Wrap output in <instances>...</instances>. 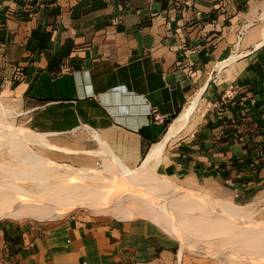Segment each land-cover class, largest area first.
Listing matches in <instances>:
<instances>
[{
    "label": "crops",
    "instance_id": "crops-1",
    "mask_svg": "<svg viewBox=\"0 0 264 264\" xmlns=\"http://www.w3.org/2000/svg\"><path fill=\"white\" fill-rule=\"evenodd\" d=\"M263 30L264 0H0V102L59 159L136 168L205 88L165 173L234 205L264 198ZM180 250L145 216L0 220V264H216Z\"/></svg>",
    "mask_w": 264,
    "mask_h": 264
},
{
    "label": "bare ground",
    "instance_id": "bare-ground-1",
    "mask_svg": "<svg viewBox=\"0 0 264 264\" xmlns=\"http://www.w3.org/2000/svg\"><path fill=\"white\" fill-rule=\"evenodd\" d=\"M263 44L264 39L257 46ZM240 56L234 53L220 68ZM204 89L192 97L164 138L136 168L119 159L102 171L60 164L54 159L58 147L46 134L25 127L5 129L16 132V136L6 142L0 139V220L31 217L45 221L60 218L78 207L122 218L138 214L151 218L171 236L181 235L180 254L189 248L202 257L211 256L226 264H264V221L244 219L240 217L242 209L233 203L203 192L194 191L195 198H178L179 190L172 192L174 196H166L167 189L176 186L158 183L155 168L162 163L171 141L196 114ZM4 115L0 102V116ZM63 151L75 153L68 148ZM213 209L216 212L210 213ZM196 211H200L199 216L190 215ZM192 220H200L203 225H192ZM189 229L200 234L190 233ZM204 234L214 238L201 243Z\"/></svg>",
    "mask_w": 264,
    "mask_h": 264
},
{
    "label": "rangeland",
    "instance_id": "rangeland-1",
    "mask_svg": "<svg viewBox=\"0 0 264 264\" xmlns=\"http://www.w3.org/2000/svg\"><path fill=\"white\" fill-rule=\"evenodd\" d=\"M203 105L204 104L201 100L199 108H198L196 114L194 115V117L191 119L189 125L179 135H177V137L174 138L173 141H171V143L168 145V148L166 149V153L164 155L162 163L155 168L156 174L159 177L158 183L160 185H165L166 183H170L171 185L174 184L176 186V187L171 186L169 189H167L168 191H166L164 193L166 196H174V194H172V192H174L175 190H179L178 193H180V195L177 196L178 198H195L196 197V195H194L193 190H186V189L182 188L180 185H178V183H176V181H174L170 176H168L165 173V162H166V157L168 156V154L170 152L169 150H170L171 146L176 141H178L179 139H182V137L185 136L187 133H189L192 126L196 123V120L200 117V113H202L203 108L205 107ZM22 126L23 125H20V123H18V120H16V118H8L6 115L0 116V139L6 142L9 137H15L16 136V132L11 133V132L6 131L5 129L11 128V127L19 128ZM47 137L52 140L51 136H47ZM6 151H9V150L7 149ZM2 153H3V150L0 149V155ZM100 157L103 160L102 165H97V161H98L97 159L92 160L88 163H86V162L85 163H83V162L82 163H76V162L72 161V158H70V159L69 158L68 159H59L57 156L56 157L54 156V159L56 161H58L60 164L70 165V166L75 167V168H84L85 167L87 169L95 170V171H102L105 168H109L112 166V164L115 160L119 159L116 157H112L106 153H101ZM140 165H141V163H140ZM111 171H112V169H111ZM216 199L223 201V202H228L227 199H229V198L226 197L224 199V198L218 197ZM171 200H173V198ZM128 205H130V204H128ZM235 205L239 209H242L241 211H242L243 215L240 214V217H242L244 219H255V220L264 221V198H262V197H258V198L257 197H254V198L250 197L248 201H245L242 204H235ZM209 212L214 213V212H216V210L215 209L209 210ZM76 213H86L89 215L90 214H96L91 209H88L86 207H78V208H75L70 213H68V214H66L60 218H66L69 215L76 214ZM107 215L114 216L112 214H107ZM190 215L199 216L200 211L191 212ZM205 215L207 218L208 217L207 214H205ZM134 216H142V215L137 214ZM60 218L41 221V220L33 219L31 217H24V218H21L20 220L16 219V218L9 217V218H5L4 220H12L14 222L22 223L24 225H30V227H33V226L38 227L40 225H49V224L53 223L54 221L59 220ZM191 224L195 225V226H202L203 222H200V220H198V221L192 220ZM182 232H186V230H182ZM188 232L193 233V234H198V233L200 234V232L198 230H195V229H189ZM179 236H180V238H178V239L180 241L182 236L181 235H179ZM204 236H205V238L203 240H200V242L204 243V244L206 243L207 240H211L214 238V237L207 236V234H204ZM180 243H181V241H180ZM186 251L191 252L196 257H198L200 259V263H202V262H215L216 264H226V263L220 261L219 259H215L211 256L202 257L201 255L191 251V249H189V248H186ZM229 264H237V263H229ZM242 264H248V263H242Z\"/></svg>",
    "mask_w": 264,
    "mask_h": 264
},
{
    "label": "built area",
    "instance_id": "built-area-1",
    "mask_svg": "<svg viewBox=\"0 0 264 264\" xmlns=\"http://www.w3.org/2000/svg\"><path fill=\"white\" fill-rule=\"evenodd\" d=\"M197 0H176V4L182 7H194ZM197 16H200L199 12L195 13Z\"/></svg>",
    "mask_w": 264,
    "mask_h": 264
}]
</instances>
